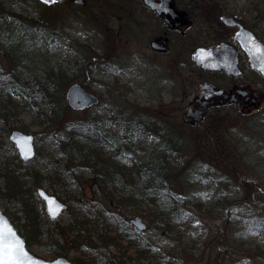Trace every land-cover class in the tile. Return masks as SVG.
Listing matches in <instances>:
<instances>
[{
  "label": "rangeland",
  "instance_id": "rangeland-1",
  "mask_svg": "<svg viewBox=\"0 0 264 264\" xmlns=\"http://www.w3.org/2000/svg\"><path fill=\"white\" fill-rule=\"evenodd\" d=\"M196 1L198 8L202 10L191 13V23L183 38L185 46L189 48L190 45L193 48V44L198 42L215 41L219 32L215 15L216 4H204L217 0ZM226 1L233 4V13L240 17L248 19L243 14L244 9L257 8L264 14V0ZM120 3L121 0H84L83 4H77L73 0H58L47 6L38 0L30 3L24 0L6 2L7 7L27 18L36 19L43 15L51 23L50 26L42 25L41 31L44 33L45 28L49 29L52 38L48 42L45 41L46 44L28 50V60L22 61L17 68L16 76H20L21 80L10 90L16 111L9 110L7 116L0 120V186L4 182L5 169H9L5 166L16 167L22 162L19 157L16 158V147L8 139L9 130L21 126L26 132L33 134L36 154L23 166L26 173L20 182L35 189L41 186L67 204L65 210L56 218L48 217L45 211L41 213V241L49 240L50 235H55L56 222L65 225L74 223L71 219L75 217L93 223L96 214L105 204L102 195L90 185V179L88 181L83 178L89 176L86 165L79 166L82 176H77L78 181L69 179L68 184L64 188L61 187L62 176L53 174L49 159L53 158V162L60 169L67 163L74 167L76 159L73 158V161L69 162L71 157L58 147L61 135L54 139L43 134L36 125V119L32 118L33 111L39 114V111H36L37 106L40 111H45L47 106L43 105L42 97L32 95L36 88L31 77L42 78L44 70L56 65L58 59L62 64H65V61L69 63L70 78L67 84L58 88L63 95L70 83L78 82L98 96V103L90 108L64 109L66 111L61 124L64 121L65 125L81 121L89 115L88 113L107 120L120 117L128 119L139 112L153 113L158 121L186 135L187 144L190 143V147H193V150H187L186 155H200V165L213 168L223 166L224 172L231 171L232 168L245 172L249 170L248 164H253L259 171L264 170V152L261 149L256 150L264 141L261 135L264 133V76L244 63L247 69L245 75L253 86V96L257 94L256 103L249 104L243 110L228 105L211 107L206 112L203 111L202 118L191 125L189 122L192 121L184 120L183 116L197 97L199 83L208 74L196 68L189 58L188 51L181 49L178 31L174 33V42L170 44L167 53L154 52L148 42V33L144 29L136 30V26L132 25L130 31L121 22ZM194 6L197 7L196 4L192 5ZM228 8L229 5L224 7L226 12L230 11ZM245 26L264 43V24L256 27ZM75 60L81 62L76 66ZM9 63L1 58L4 73L8 72ZM214 75L216 79L213 80H223L220 74ZM24 95L30 100L27 102L33 104V110L23 107ZM63 98L65 99V96ZM60 130L71 134L65 128ZM231 147L233 148L230 149ZM136 151L140 155L138 148ZM105 152L110 154L108 150ZM73 154L75 152H71V155ZM67 173L70 176V172ZM239 182L240 180L235 178V183ZM212 189L213 186L208 184L206 187L198 185L189 199L190 203L198 202L204 191L212 192ZM232 190L234 196L235 188ZM38 200L41 209L44 208L42 201L39 198ZM263 205L261 198L253 197L236 202L232 216L225 223L223 218L205 215L189 204L188 213L175 220L170 227L166 223L160 224L159 227L152 225L143 211L134 210L129 218L140 215L145 221L146 227L140 231V236L151 246V257L141 258L137 263L133 260V263L153 264L157 258L170 255V261L173 257L178 259L174 264H264V257L251 258L239 249L241 231L246 223H250L244 209L256 215L255 211L264 209ZM18 206L13 198L0 197V208L3 211L19 215ZM98 219L103 225L114 227L105 215H100ZM251 231L252 228L248 230V234ZM78 232L83 234L85 231L81 229ZM92 232L94 237L95 229L92 228ZM252 237L260 244L264 243V235L259 232L252 234ZM28 249L37 256L53 258L47 255V244L31 245ZM65 256L71 260L74 253L70 250ZM95 264H103L99 256L95 258Z\"/></svg>",
  "mask_w": 264,
  "mask_h": 264
},
{
  "label": "trees",
  "instance_id": "trees-1",
  "mask_svg": "<svg viewBox=\"0 0 264 264\" xmlns=\"http://www.w3.org/2000/svg\"><path fill=\"white\" fill-rule=\"evenodd\" d=\"M7 1L0 0V96L3 97L0 98V120L7 116L9 110L16 111L10 90L21 80L20 76H16L17 68L22 61L28 60L27 51L46 44L45 41L52 38L49 29L45 28L44 33L41 31L42 25L50 26L48 18L43 15L36 19L27 18L7 7ZM24 1L30 3L34 0ZM243 11L248 19L239 15L236 17L244 25L256 27L264 24V14L259 9ZM1 58L10 62L7 73H4ZM79 61H74L76 66ZM68 65L67 61L62 64L58 59L56 65L44 70L42 78L31 77L36 88L32 95L42 97L43 105L47 106L45 111H40L37 106L39 114L33 111L32 118L37 120L36 125L43 134L54 139L61 135L58 147L71 157L69 162L76 159L74 167L67 163L63 169L57 167L53 158L49 159L53 174L62 176L61 187L64 188L69 179L78 181L77 176H82L79 166L86 165L89 176L83 178L90 179V185L102 195L106 209L102 207L93 223L75 217L71 219L74 223L65 225L56 222L55 235L41 241L40 215L44 210L41 209L35 188L26 187L20 182L26 173L23 166L30 161L21 162L16 167L6 165L9 169H5L3 175L0 197H11L19 204V215L4 212L23 235L27 247L47 244V255L52 257L65 256L71 250L74 253L71 262L74 264H95L97 256L103 264H135L141 258L151 257V246L140 236L141 232L128 222L134 210L143 211L152 225L159 227L166 223L170 227L175 220L188 213L189 204L205 215L223 218L226 223L236 208V202L246 201L250 197L264 201V170L259 171L253 164V167L248 164L249 170L245 172L233 168L224 172L223 166L213 168L200 165V155H186L187 150H193L186 142V135L158 121L153 113L139 112L128 119L107 120L98 115L94 117L85 110L89 115L83 120L70 125H65V121L61 124L64 109L70 107L63 98L65 93L63 95L58 88L67 84L70 78ZM27 100L30 101L24 95L23 107L33 110V104ZM16 127L25 131L21 126ZM60 128H65L71 134H66ZM261 135L264 140V133ZM258 149L264 152V141ZM107 150L110 154L105 152ZM71 152L75 154L71 155ZM67 172H70V176ZM235 178L240 182L236 184ZM207 184L213 186L212 192L204 191L198 202L190 203L196 187H206ZM234 188L236 194L232 196ZM244 212L249 216L250 223H246L241 231L239 249L251 258L264 257V245H261L264 243L260 244L252 237L255 232L264 235V209L255 211L256 215L246 209ZM102 214L114 227L110 228L99 221L98 217ZM92 228L95 229L94 237ZM251 228L253 232L248 234ZM81 229L85 231L83 234L78 232ZM222 242L225 243L224 240ZM177 260L173 257L170 261V255H167L152 263L174 264Z\"/></svg>",
  "mask_w": 264,
  "mask_h": 264
},
{
  "label": "flooded vegetation",
  "instance_id": "flooded-vegetation-1",
  "mask_svg": "<svg viewBox=\"0 0 264 264\" xmlns=\"http://www.w3.org/2000/svg\"><path fill=\"white\" fill-rule=\"evenodd\" d=\"M152 3L151 5L145 0H121L120 10L121 22L126 28L128 27L131 31L132 25H135L137 28L136 30L144 29L148 33V42L154 52L167 53L170 44L174 42V33L176 31H178L179 38L181 39V49L188 51L189 58H191V53L197 45H214L218 42H226L237 51L238 66L241 69V74L239 75L228 74L222 69L207 70L196 65V68L208 74L199 84L207 82L213 84L214 87L212 89L206 88L200 99L197 100L194 98L190 106L195 107L200 105L205 112L211 107L225 105L234 106L239 110L245 109L249 105L251 96H253L254 92L251 82L245 75L247 71L246 65H249L250 68L251 66L244 50L241 49L238 40L235 38L238 24H227L222 19V15L232 16L237 22L243 24L233 13V4H229L226 0L205 2V5L209 3L216 4L215 15L217 17L216 23L218 24L219 30L218 35L215 36V41L210 43H206V41L198 42L193 44V48L191 45L189 48L185 46L183 38L186 35V28L191 23V13L199 9L198 2L196 0H153ZM193 4H196L197 7H192ZM226 5H229L228 9H230V11L228 12L224 9ZM199 10L202 9L200 8ZM153 40H155L154 45L151 43ZM244 63H246L245 66ZM215 73L220 74L223 80H213L216 79ZM218 89H222V91L216 92ZM189 123L193 125V122Z\"/></svg>",
  "mask_w": 264,
  "mask_h": 264
},
{
  "label": "water",
  "instance_id": "water-1",
  "mask_svg": "<svg viewBox=\"0 0 264 264\" xmlns=\"http://www.w3.org/2000/svg\"><path fill=\"white\" fill-rule=\"evenodd\" d=\"M44 4H51L56 0H38ZM77 4H83L84 0H73ZM149 4H153V0H145ZM222 19L227 24H238V29L235 32V38L238 40L241 49L244 50L248 62L251 68L256 69L264 76V43L261 42L255 33L244 26L240 22H237L234 17L222 15ZM155 44V40L151 42ZM193 63L201 68L207 70H223L231 75L241 74V69L238 66L237 51L226 42H218L214 45H197L190 58ZM214 85L203 82L199 85L200 91L196 99H200L204 90L207 88H213ZM222 89H218L216 92H221ZM257 94L251 96L250 105L256 103ZM65 98L68 106L73 110H80L89 108L98 103V96L87 90L82 84L78 82L70 83L65 90ZM203 109L200 105L195 107H189L187 112L183 116L185 120L192 122L199 121L202 118ZM9 140L15 145L17 154L22 161H29L33 159L36 153L34 136L30 132L13 128L8 134ZM36 194L43 203L44 211L50 218H56L63 210H65L67 204L58 198L55 194L48 192L41 186L36 187ZM129 223L137 230H143L146 227L145 221L140 215H134L129 218ZM0 228L7 230L10 228L14 231L16 239L22 245L24 251L28 254V260L26 264H72L71 260L66 256L58 255L53 258L47 259L33 254L27 247L23 235L19 233L14 226L10 218L0 208Z\"/></svg>",
  "mask_w": 264,
  "mask_h": 264
},
{
  "label": "snow or ice",
  "instance_id": "snow-or-ice-1",
  "mask_svg": "<svg viewBox=\"0 0 264 264\" xmlns=\"http://www.w3.org/2000/svg\"><path fill=\"white\" fill-rule=\"evenodd\" d=\"M27 260L28 254L16 239L14 231L0 228V264H26Z\"/></svg>",
  "mask_w": 264,
  "mask_h": 264
}]
</instances>
